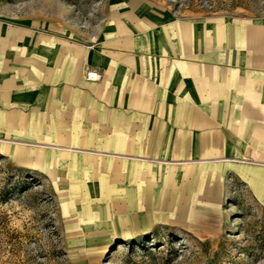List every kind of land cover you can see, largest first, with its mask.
<instances>
[{"label":"crops","instance_id":"0c3cea01","mask_svg":"<svg viewBox=\"0 0 264 264\" xmlns=\"http://www.w3.org/2000/svg\"><path fill=\"white\" fill-rule=\"evenodd\" d=\"M29 21L0 18V153L85 172L125 224L139 202L154 225L152 203L221 201L227 179L264 206V19L118 16L96 42Z\"/></svg>","mask_w":264,"mask_h":264},{"label":"rangeland","instance_id":"374dc122","mask_svg":"<svg viewBox=\"0 0 264 264\" xmlns=\"http://www.w3.org/2000/svg\"><path fill=\"white\" fill-rule=\"evenodd\" d=\"M118 16L264 19V0H0V18H22L75 41L96 42ZM257 25V24H255ZM86 173L20 167L0 153V264H264V206L227 179L221 201L136 206L137 224L121 220L120 203L78 184ZM102 191L101 187H98ZM155 218H153L154 220Z\"/></svg>","mask_w":264,"mask_h":264},{"label":"built area","instance_id":"2783aa9c","mask_svg":"<svg viewBox=\"0 0 264 264\" xmlns=\"http://www.w3.org/2000/svg\"><path fill=\"white\" fill-rule=\"evenodd\" d=\"M99 76H100V74L97 71H95V70H88L86 72V77L88 79H91V80L98 79Z\"/></svg>","mask_w":264,"mask_h":264},{"label":"trees","instance_id":"16d2710c","mask_svg":"<svg viewBox=\"0 0 264 264\" xmlns=\"http://www.w3.org/2000/svg\"><path fill=\"white\" fill-rule=\"evenodd\" d=\"M7 192V189H3V191H1V193L0 194H5Z\"/></svg>","mask_w":264,"mask_h":264}]
</instances>
